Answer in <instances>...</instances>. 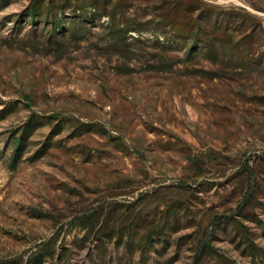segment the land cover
<instances>
[{
	"label": "rangeland",
	"instance_id": "rangeland-1",
	"mask_svg": "<svg viewBox=\"0 0 264 264\" xmlns=\"http://www.w3.org/2000/svg\"><path fill=\"white\" fill-rule=\"evenodd\" d=\"M29 1L11 0L0 10V109L14 103L0 113V262L25 264L47 243L52 256L41 264H138L140 254L123 245L105 243L100 250L92 233L82 241L76 217L115 201L152 211L158 199L173 196L170 185L202 180L185 167L192 156L205 161L214 155L225 163L206 170L216 183L225 181L223 173L254 165L264 154V64L238 72L199 56L186 59L180 50H159L150 41L114 52L99 40L97 24L83 38L49 42L31 25L13 30L5 18ZM203 1L246 10L264 28V0ZM30 113L95 122L105 132L80 133L65 123L52 134V124L42 123L15 156L11 131ZM120 179L127 180L126 194L111 201ZM236 180L198 194L197 218L210 212L221 216L215 221L237 218L262 257L248 255L246 240L230 224H216L209 244L234 264H264V206L246 207L261 222L239 215L242 192L230 193ZM145 192L149 199L140 200ZM195 231L170 234L169 227L167 241L146 252L143 264H194L195 244L183 236ZM60 246L68 247L63 258Z\"/></svg>",
	"mask_w": 264,
	"mask_h": 264
},
{
	"label": "trees",
	"instance_id": "trees-1",
	"mask_svg": "<svg viewBox=\"0 0 264 264\" xmlns=\"http://www.w3.org/2000/svg\"><path fill=\"white\" fill-rule=\"evenodd\" d=\"M11 0H0V10L9 5ZM13 22L12 29L20 30L25 24L31 25L32 31L46 33L49 42H58L59 38L85 37L86 30L91 31L96 24L101 27L99 40L114 52H121L128 46L148 44L159 50H180L186 59L196 56L212 62L221 63L237 70L248 72L259 69L264 64V28L258 19L246 10L222 9L203 0H30L19 13L7 15ZM106 19V20H105ZM144 35L148 37L143 38ZM212 76H216L215 73ZM14 106L13 102H4L0 113ZM42 123L52 124V134L58 133L65 123H70L74 130L82 132L95 131L104 133V128L95 122H82L74 117L59 116L54 113H30L24 123L11 131V142L15 145V156L19 155L24 140ZM20 136H17L18 132ZM38 150V153L43 149ZM214 155L203 161L193 156L187 159L185 167H189L194 178L203 176L202 180L189 182L180 180L170 185L173 196L170 199L160 198L157 191L155 208L144 212L136 206V202L124 205L112 202L109 209L96 208L88 213H80L76 223L85 231L81 240L92 233L96 247L103 250L105 243L113 242L123 245L125 250L137 251L140 254L138 264H143L146 252L159 242L167 241V230L171 232L181 228H195L194 233L183 237L193 240L196 248L194 264H204L208 259L214 264H234L229 258L218 253L209 244L212 230L216 224H230L235 235L245 239V250L254 258L262 257L258 247L250 242L246 227L234 216L227 220L210 213L197 218L196 204L200 201L198 194L208 192L215 186H229L234 178L231 194L242 192L239 215L261 222L246 207L264 206V154L249 166L241 165L236 173L222 174L223 183L206 178V170L210 165L221 168L225 163L218 161ZM231 160L229 156H225ZM120 179L115 184L111 201L119 195L126 194L121 190L124 182ZM120 190V191H118ZM96 192V191H93ZM150 194L140 195V200L149 199ZM162 206V207H161ZM185 243V242H184ZM59 257L65 256L68 247L60 246ZM53 250L44 243L40 249L28 257L25 264H41L52 256ZM15 260L9 263L17 264Z\"/></svg>",
	"mask_w": 264,
	"mask_h": 264
}]
</instances>
